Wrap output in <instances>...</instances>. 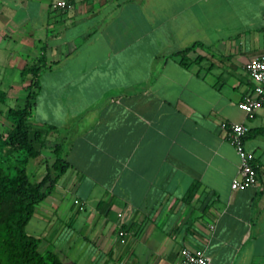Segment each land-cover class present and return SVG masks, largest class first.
<instances>
[{
	"label": "crops",
	"instance_id": "1",
	"mask_svg": "<svg viewBox=\"0 0 264 264\" xmlns=\"http://www.w3.org/2000/svg\"><path fill=\"white\" fill-rule=\"evenodd\" d=\"M262 54L264 0H0V89L25 107L43 60L31 124L71 164L27 230L66 264H264V106L239 107ZM227 122L253 132L245 191Z\"/></svg>",
	"mask_w": 264,
	"mask_h": 264
},
{
	"label": "trees",
	"instance_id": "2",
	"mask_svg": "<svg viewBox=\"0 0 264 264\" xmlns=\"http://www.w3.org/2000/svg\"><path fill=\"white\" fill-rule=\"evenodd\" d=\"M200 46L202 44L197 42L178 54L185 55ZM42 69L43 60H40L38 65L23 70L25 77L33 78L27 104L8 110L6 116L13 128L0 136V264H66L57 253L42 251L45 236L27 231L39 205L55 192L71 169L66 138L52 148L53 164L44 161V151L50 149L47 140L60 132L59 128L54 125L36 128L31 124L41 89ZM7 99V93L0 89V104H5ZM252 134L248 132L245 141ZM32 161L35 164L29 172ZM44 164L47 168L41 171Z\"/></svg>",
	"mask_w": 264,
	"mask_h": 264
},
{
	"label": "built area",
	"instance_id": "3",
	"mask_svg": "<svg viewBox=\"0 0 264 264\" xmlns=\"http://www.w3.org/2000/svg\"><path fill=\"white\" fill-rule=\"evenodd\" d=\"M60 7H67L68 3L65 1L59 2ZM247 71L254 83L253 93L248 95L239 107L253 118L257 111L264 106V54L254 57L247 64ZM223 129L227 132L228 140L236 148L241 156V167L239 177L233 182L232 188L235 191H245L258 184L259 175L258 169L255 165V156L253 153L247 151L245 147V138L249 132L244 124L238 123H224ZM76 205L81 210L84 206L80 201L76 200ZM118 236L122 243L126 242L128 233L125 229L120 228ZM178 264H214L201 249L185 248L181 252V259Z\"/></svg>",
	"mask_w": 264,
	"mask_h": 264
},
{
	"label": "rangeland",
	"instance_id": "4",
	"mask_svg": "<svg viewBox=\"0 0 264 264\" xmlns=\"http://www.w3.org/2000/svg\"><path fill=\"white\" fill-rule=\"evenodd\" d=\"M14 93L16 94V92H14ZM14 93L13 92H9V100H8L7 104H1L0 105V109L1 110H7L9 108H15V107H18L20 105L25 104V100H23V98L21 100H19V101L16 100L17 96H15ZM3 120H4V122H7V125L2 123ZM11 125H12V122H10L6 116L0 115V133H5L6 131L10 130L11 129L10 128ZM58 143H59V137L58 136H53L52 135L47 140V144L50 147V149L45 150L43 155H44V161L49 163L50 165L53 164V162L55 161V155H54V152H53L52 148ZM34 164H35V161H32V163L29 165V172H30V170H31V168H32V166ZM34 168H35V170L37 169L34 166L33 170H34ZM46 168H47V166H46V164H44L43 166L40 167V170L41 171H45ZM13 173H16V172L14 171ZM27 231H28V233L31 234V232L29 230H27ZM32 235L39 236L38 234H32ZM42 251L44 253L47 251V248L44 246V244L42 245Z\"/></svg>",
	"mask_w": 264,
	"mask_h": 264
}]
</instances>
